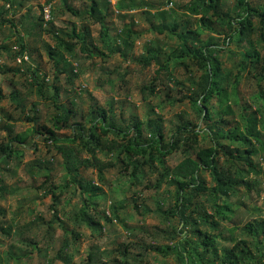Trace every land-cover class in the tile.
Instances as JSON below:
<instances>
[{"label":"trees","instance_id":"trees-1","mask_svg":"<svg viewBox=\"0 0 264 264\" xmlns=\"http://www.w3.org/2000/svg\"><path fill=\"white\" fill-rule=\"evenodd\" d=\"M2 1L0 28L5 21L14 28L12 20L3 15L7 12V4L13 8L18 1ZM167 4H176L185 10L188 19L174 20ZM47 5L48 19L40 13L34 22L27 24L25 30L34 34L36 28L39 35L41 32L47 33L53 40L52 44H43L52 61L51 73L37 66L32 58V50L26 47V40L17 33L18 30L12 43L14 49L6 42L0 44V49L10 52L9 57L14 61L13 66L0 65V71L8 76V85L14 76L18 77L20 81L17 83L25 87L26 95L34 94L39 99L49 101L55 110L49 119L51 125H40L36 102H31L26 109L18 89L11 86L10 102L24 113L30 127L12 134L14 123L10 120H13V114L1 110L0 116V128L8 131L7 140L0 141V168L15 161L23 147L18 145L24 142L35 145L33 135H42L48 152L46 157L24 163L22 170L32 183L36 176L46 172L45 179L35 187L50 196L49 208L53 210L51 221H58L64 232L71 236L69 239L63 235L58 248L52 247L53 234L43 236L47 237V242L45 249H39V254L45 259V264H55L56 260L71 264V245L80 235L77 227L85 226L97 232L102 228L99 217L110 222L116 216L114 211L117 208L114 205L109 206V213L103 211V215L87 210L88 206L96 210L98 197L105 198L100 183L104 180L103 174L112 168L127 174L130 183L150 173L155 175V182L146 187L155 190L165 184L173 188V201H157L154 208L166 222L164 229L156 230L162 232L159 238L166 243L158 242V236H153V233L150 235L154 239L149 242L139 235L138 239L120 243L116 249L117 256L106 260L103 259V251L97 245H92L80 264H142L147 252L162 257L172 256L176 264H264L263 220L232 223L228 237L218 227L219 220L231 221L237 208L235 204H244L238 201L241 188L245 192H250L255 184L263 188L264 54L259 47H264V0H232L231 5L229 0H117L115 11L121 26L116 29L111 41L114 46L106 55L100 46L105 50L108 44L111 45L107 38L112 23L109 18L114 11L111 10L110 0H82L80 9L74 8L66 0H62V6L57 8L48 1L41 6V12ZM135 8L141 9L150 31L173 40V45L168 41H163L162 45L157 41L155 46L147 44L150 46H145L144 54L138 57L137 61L143 66L152 62L156 65L150 82L138 88L140 99L155 98L151 106L159 109L186 99L196 117L195 120L180 110L175 115L176 121L168 136L163 131L161 115L143 121L132 117L128 123L115 125L106 123L107 111L104 108L92 106L88 116L80 114L77 117L79 111L73 102L68 106L58 101L63 89L59 81L62 75L65 84H70L67 89L74 91V78L80 71L72 65V59L77 54L88 58L96 55L103 61L114 52L125 57V50H129L133 38L141 34L133 30L135 20L130 10ZM65 11L79 20L67 24L65 29L56 27L55 20ZM190 17H193V25L189 24ZM90 24L99 27L96 37L90 32ZM220 52L225 54L223 60ZM24 55L27 56L25 60L16 61L18 56ZM131 59L136 58L131 55ZM180 68L186 73L185 79L176 74ZM115 72L124 77L119 70ZM248 79L252 82L248 97L253 99V109H250L251 105L246 102L240 89L241 86L246 87ZM179 86L186 92H180ZM175 89L178 90L177 95H171L170 92ZM2 92L0 82V99L5 98ZM18 118L21 116L18 115ZM61 128L70 129V135L59 136L55 130ZM202 139H207L204 145ZM54 150L60 156L56 166H52ZM176 151L182 154V158L169 166L166 157ZM56 168L63 171L60 184L53 179ZM83 169L93 170L96 181L81 177L80 171ZM203 172L210 176V184L203 178ZM2 181L0 177V193L6 191ZM70 185L78 190L82 204L68 216L67 219L73 221L69 230L54 208ZM256 193H259L258 190ZM234 197L237 201H229ZM138 207L143 206L135 203L134 209ZM145 210L150 211L149 208ZM3 215L0 209V237L20 238L19 241L30 249L16 257L27 256L39 244L34 239L37 234L25 236V230L33 232L30 223L21 226L7 223L2 219ZM46 228V231L51 228L49 222ZM234 230L237 231L235 234ZM220 240L230 244L221 245ZM6 253V260L15 257L9 250ZM1 260L0 256V263Z\"/></svg>","mask_w":264,"mask_h":264},{"label":"rangeland","instance_id":"rangeland-1","mask_svg":"<svg viewBox=\"0 0 264 264\" xmlns=\"http://www.w3.org/2000/svg\"><path fill=\"white\" fill-rule=\"evenodd\" d=\"M13 8L8 4L5 6L7 12L3 15L6 19H11L14 28L11 27L10 22H4L2 28H0V44L7 43L11 45V49L14 41L16 30L20 36L23 35L26 40V47L32 50V58L37 63V66L42 71H48L51 73L52 61L48 57L46 52V46L44 42L53 43V40L47 33L41 32L39 35L38 30L35 28L34 34L30 31L25 30L26 26L30 22H34L35 18L41 13L43 18L48 19V11L42 9L41 6L50 2L51 6L54 8L62 6V0H17ZM67 3L71 4L74 8L80 9L82 6V0H66ZM157 1V0H155ZM111 10L113 11L112 16L109 18L111 27L110 34L107 36L109 43L108 48L105 50L100 46L103 53L108 54L111 52V47L114 46L112 39L115 37L116 29L121 26L119 15L117 14L115 4L117 0H110ZM4 1L0 0V5ZM228 3V1L226 2ZM232 0H229V5H231ZM167 8L172 10V15L174 20L180 21L186 19L185 10L181 9L176 4L166 5ZM48 9V5L45 6ZM58 10V9H57ZM140 8H135L130 10L133 19V30L140 31L141 34L133 38L131 47L129 50H125L126 54L123 57L118 52H114L113 55L106 58L105 61L97 57L88 58L84 55L77 54L75 59H72V65L79 70L78 76L74 78L73 87L75 92L68 90L70 84H65L63 75L60 77L59 81L63 87L60 94L58 95V101H61L65 105H70L73 102L78 109V116L83 114L88 116V113L93 107L104 108L106 113V123H114L115 125H123L124 122L128 123L132 117H136L140 120H145L147 118H154L157 115H161L162 126L164 133L168 136L170 129L174 122L176 121V113L180 110L185 111L189 117H194L193 112L189 102L185 99L183 102H178L174 105H166L159 108H152V103L155 98H147L144 100L140 99V94L138 88L144 84L150 82L151 78L154 76V70L156 65L152 62L149 65H142L139 63L138 57L144 54L145 46L156 45V41L159 45H162L163 41H168L170 45H173V40H167L163 34H157L148 29V23L144 20V15L140 12ZM188 19V18H187ZM79 19L76 16L71 15L69 12L65 11L57 17L54 24L56 27H62L65 29L72 22H77ZM127 20V18H126ZM189 24L193 25V17L189 18ZM32 27V26H31ZM91 34L96 37L98 34V25H89ZM37 34V35H36ZM155 42H154V41ZM117 42L118 39L115 38ZM152 41V42H151ZM13 43V44H12ZM119 43V42H118ZM99 45V44H97ZM119 45V44H118ZM18 47V46H17ZM15 47V50L16 48ZM116 47V46H115ZM123 45L120 44V48ZM262 54H264V47H259ZM99 51V50H98ZM112 54V53H111ZM10 52L7 50L0 49V65L13 66L14 61L9 57ZM131 55L133 58L131 59ZM220 58L223 60L225 57L224 52H220ZM228 64V62H226ZM116 70H119L121 74H124L122 78L118 75ZM125 70H128L125 73ZM176 74H180L182 79H185V72L183 68L178 69ZM8 76L4 75L0 71V82L3 88V94L5 98L0 99V116H2L1 110H6L13 115V120L10 122L14 123L13 132H23L30 127L29 122L25 120L24 113L20 109L15 108V104L10 102L9 91L10 87L18 89L19 97L24 101L26 109L30 107L31 102H36L38 123L40 125H48L51 123V115L55 113L53 104L49 101H44L39 99L36 95L25 93V87L19 85L17 82L20 79L16 76L13 77V84L10 81L8 85ZM100 83L99 85V82ZM246 87L241 86V92L244 94L246 102L251 105L250 109L255 107L253 99L249 96V89L251 88V79L246 80ZM186 84V81H184ZM8 85V86H7ZM66 88V89H65ZM180 92H186L184 88L179 86ZM177 89L171 91V95H177ZM75 94V95H74ZM248 97V98H247ZM18 100V99H17ZM110 105L112 106V111L110 110ZM18 115L21 118H18ZM196 120V117H194ZM32 124H34L32 122ZM1 125V123H0ZM203 125V124H202ZM59 136L70 135L71 130L68 128H61L55 130ZM8 131L0 128V141H6L8 138ZM34 141L24 142L21 147L20 153L17 158L9 166H4L0 168V177L2 178V184L6 188V191L0 193V209L3 210L4 215L3 220L7 223L11 222L14 225H24L30 223L29 227L33 229V232L25 230L24 233L27 237H32L36 233L35 240L39 241L37 248L30 252L27 256H21L17 258L16 255L24 252H28L30 247L19 241L18 237H0L2 244H0V256L2 258L0 264H45V259L39 254V249L42 251L45 249V244L47 242L46 235L53 234L52 247L58 248L60 244V238L67 236L69 239L71 236L68 232H64V229L60 226L59 222L54 220L51 221L53 210L49 208L50 196L44 195L42 189H37L35 186L39 185L44 179L46 172H43L35 177L34 183L28 178V176L22 171L23 164L37 158H43L48 156L46 152L45 143L42 141V135L32 136ZM207 139H202V145L206 143ZM53 163L52 166H56L60 159L58 153L53 151ZM103 157V155H100ZM182 158V154L178 151L171 153L166 157V164L169 166L175 165ZM254 159L256 157H253ZM3 166V165H1ZM57 169V168H56ZM54 182L60 184L62 181L63 171L59 168L55 171ZM81 177L91 178L96 181V174L91 169H83L80 171ZM104 180L100 183L103 186V191L105 192L104 197H98L99 201L96 206V210L92 209L90 206L87 207L88 212L95 214L98 212L103 215V211L106 213L110 212L111 205L116 206L114 218L111 221H105L103 218L99 217L98 220L102 226L100 231L92 232L85 226H78L77 229L80 233L79 237L71 245L72 258L71 264H80L85 258L89 248L92 245H97L103 251V259H112L116 257V249L120 243H127L129 240L138 239V236L143 235V239L147 242L152 241L153 236H158V242L166 243L163 239L159 238L162 232L156 230H162L166 226V222L154 211L156 207V202L164 200L169 203L173 201V188L168 187L163 184L159 189L148 188L146 185L152 186L155 182V175L147 173L144 178L136 179V182L130 183V177L127 174L119 173L116 168L110 169V171L103 174ZM203 178L210 184V176L207 172L202 173ZM76 186V185H75ZM258 190V194L256 193ZM229 201H237V198H230ZM238 201L243 202L237 206L236 210L233 212L231 221L219 220V230H221L224 236H229V228L232 223L243 224L249 220L257 219L264 221V182L263 188L255 184L250 192H245L244 188H241ZM142 205L143 207H138L134 209V204ZM81 202L78 198V190L75 189L73 185H70L62 193V198L55 206L58 215L64 221L63 225L70 230L72 228V220H68V216L74 211H76L80 206ZM150 211H146V208ZM37 220H36V218ZM37 221L36 224H34ZM49 222L51 228L47 230L46 225ZM174 222V221H173ZM133 231V232H132ZM158 232L157 234H154ZM237 231L234 230L233 234ZM149 233V234H148ZM135 234V237H134ZM222 234V235H223ZM44 236V237H43ZM221 245H229L230 243L226 240H220ZM9 250L15 257L8 258L6 260L7 253ZM51 254V251H49ZM55 264H63L60 260H56ZM142 264H176L172 256L162 257L154 252H147Z\"/></svg>","mask_w":264,"mask_h":264},{"label":"built area","instance_id":"built-area-1","mask_svg":"<svg viewBox=\"0 0 264 264\" xmlns=\"http://www.w3.org/2000/svg\"><path fill=\"white\" fill-rule=\"evenodd\" d=\"M44 10H45V12H46V10L48 11V14H47V15H48V17H49V6H48V9H45V7H44ZM48 17H47V18H48ZM26 58H27V56H25V55H24L23 57L18 56V57L16 58V61L20 62L22 59L25 60Z\"/></svg>","mask_w":264,"mask_h":264}]
</instances>
